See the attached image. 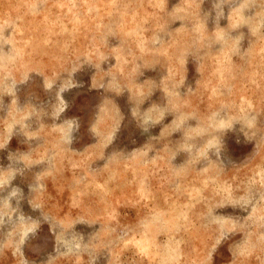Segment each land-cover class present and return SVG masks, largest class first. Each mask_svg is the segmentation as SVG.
<instances>
[{
  "label": "rangeland",
  "instance_id": "1",
  "mask_svg": "<svg viewBox=\"0 0 264 264\" xmlns=\"http://www.w3.org/2000/svg\"><path fill=\"white\" fill-rule=\"evenodd\" d=\"M0 264H264V0H0Z\"/></svg>",
  "mask_w": 264,
  "mask_h": 264
}]
</instances>
